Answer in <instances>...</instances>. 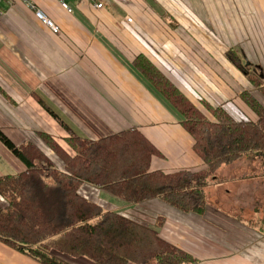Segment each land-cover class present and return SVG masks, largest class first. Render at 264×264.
I'll list each match as a JSON object with an SVG mask.
<instances>
[{"label": "crops", "instance_id": "crops-1", "mask_svg": "<svg viewBox=\"0 0 264 264\" xmlns=\"http://www.w3.org/2000/svg\"><path fill=\"white\" fill-rule=\"evenodd\" d=\"M37 1L59 25V33L51 31L20 1L3 0L0 4L3 131L16 143L31 140L27 137L37 136L36 131H46L67 148L64 129L37 102L39 97L80 136L97 139L137 127L161 153L152 157V170L203 168L191 147V137L180 124V114L132 62L143 53L194 103L200 106L198 89L204 98L219 104L224 99L216 96V91L220 95L222 85L207 73L229 70V66L238 70L225 57L233 46L218 49L223 38L217 40L208 26L202 48L198 43L202 33L168 31L164 21L153 24L151 14H141L132 5L143 2L150 8L149 0H103L104 7L99 10L88 0H73L72 13L64 11L57 0ZM120 9L124 13L120 14ZM175 22L180 25L179 19ZM210 24L217 29L227 27L224 21ZM196 73H204L202 77L211 81L206 80L204 91L192 81ZM229 103L238 112L253 116L236 93L223 106L231 109ZM15 164L18 172L23 169L22 164ZM256 164L239 160L223 167L228 172L207 195L203 214L180 211L158 198L119 213L148 225L163 217L160 235L196 258L192 264H264V177ZM83 188L84 196L106 210L117 211L119 206L104 201L105 195L101 197L103 190L90 185ZM0 264L40 263L0 242Z\"/></svg>", "mask_w": 264, "mask_h": 264}, {"label": "trees", "instance_id": "trees-1", "mask_svg": "<svg viewBox=\"0 0 264 264\" xmlns=\"http://www.w3.org/2000/svg\"><path fill=\"white\" fill-rule=\"evenodd\" d=\"M225 57L263 97L257 99L249 90L237 92L252 117L236 118L222 103L204 97L197 105L143 53L132 62L180 114L191 147L204 164L198 170H152V157L161 153L137 127L97 139L80 136L37 97L64 129L67 148L46 131H36L53 159L35 141L16 143L0 128V142L23 166L16 174H0V242L40 264L195 262L160 235L163 217H157L154 226L103 210L80 189L86 183L132 204L158 198L180 211L203 214L208 182L223 181L216 174L220 167L249 158L264 177V75L258 65L241 64L234 47Z\"/></svg>", "mask_w": 264, "mask_h": 264}, {"label": "rangeland", "instance_id": "rangeland-1", "mask_svg": "<svg viewBox=\"0 0 264 264\" xmlns=\"http://www.w3.org/2000/svg\"><path fill=\"white\" fill-rule=\"evenodd\" d=\"M72 1L73 0L70 2ZM148 4L150 8H148L147 5H144L143 2H139V5H136L135 3L132 5L134 8L136 7L134 10L140 11L141 14L145 12L151 14L154 20L153 24H161L162 21L168 22V31L176 30L179 33L189 31L202 33L203 36H200L198 40V43L203 45L200 46L202 48L205 47L204 43L206 39H204V32L207 30L206 27L208 26L209 31H215V38L217 40L218 38H223V40H221L222 43H219L220 45L217 47L218 49L221 50L229 45L233 46L242 58L240 62L241 64L251 62L254 65H258L264 75V0H149ZM238 5H240V7ZM119 12L120 14L124 13V9H120ZM177 19L180 21L179 26L174 24L175 21V23H177ZM215 21H224L227 24V27L217 29L216 27L211 26L210 23L213 25ZM239 27L240 31L238 30ZM134 28L136 32L139 31L136 30V27ZM229 67V70L220 69L213 74L207 73L208 76H212L214 82L216 81L223 87L219 88L220 95L214 89L217 93L216 96H220L224 99L222 104L228 102V99H230L235 93L237 96V92L242 90H249L255 98L263 100L262 95L250 84V82H248L247 77H245L239 69L237 70L231 66ZM248 70L251 71V73L253 72L252 67ZM203 75L204 73H196L195 78H192V81L197 85V88L202 91L207 87L206 80L210 81L207 78L204 79V77H202ZM195 93L197 98L203 97V94H201L198 89L195 90ZM228 105L232 106L231 109L229 107L227 109L233 114V116L236 118L244 116L243 113L234 109L235 107L232 103H229ZM0 128L2 129V127ZM27 138L35 141L45 152H47L48 155L52 156V153L38 136ZM52 158L55 159L54 156H52ZM241 160L251 161L249 158H243ZM15 163L18 164L20 162L0 142V172L8 174L18 173V168ZM223 167H226V165L220 167L216 172L217 176H219V180H222L223 176L228 172L227 168L223 169ZM210 183L211 180L208 182L205 189L207 195L211 193L213 185H215ZM86 185L90 184L85 183L83 187ZM83 187L81 190L84 189ZM104 195L107 199H104ZM101 197L107 203L119 206L117 208L118 212L134 205L105 191H101ZM101 197L98 199L101 200ZM102 209L106 210L104 205Z\"/></svg>", "mask_w": 264, "mask_h": 264}, {"label": "built area", "instance_id": "built-area-1", "mask_svg": "<svg viewBox=\"0 0 264 264\" xmlns=\"http://www.w3.org/2000/svg\"><path fill=\"white\" fill-rule=\"evenodd\" d=\"M3 0H0V4ZM8 3H12L14 1H20L23 4H25L29 9H31L35 15V17L41 21L45 26H47L51 31L54 33L60 32L59 25L48 15V13L45 11L44 8H42L37 0H6ZM59 6L66 11L67 13H72L74 11L73 5L69 0H57ZM87 1V0H79ZM88 2L92 5L94 9H102L104 7V1L103 0H88ZM1 10V9H0ZM128 21H131V18L127 19Z\"/></svg>", "mask_w": 264, "mask_h": 264}]
</instances>
